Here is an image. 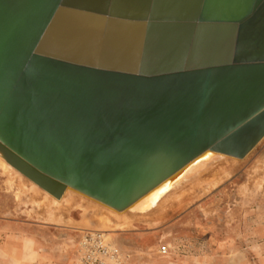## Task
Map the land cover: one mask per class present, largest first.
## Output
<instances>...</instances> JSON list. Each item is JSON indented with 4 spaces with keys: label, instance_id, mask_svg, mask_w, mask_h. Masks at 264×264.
<instances>
[{
    "label": "water",
    "instance_id": "95a60500",
    "mask_svg": "<svg viewBox=\"0 0 264 264\" xmlns=\"http://www.w3.org/2000/svg\"><path fill=\"white\" fill-rule=\"evenodd\" d=\"M264 139V0H0V154L124 211Z\"/></svg>",
    "mask_w": 264,
    "mask_h": 264
},
{
    "label": "rangeland",
    "instance_id": "374dc122",
    "mask_svg": "<svg viewBox=\"0 0 264 264\" xmlns=\"http://www.w3.org/2000/svg\"><path fill=\"white\" fill-rule=\"evenodd\" d=\"M229 169L228 178L204 195L189 197V202L155 208L144 216L128 213L130 227L114 226L106 219L105 207L92 200L87 215L83 208L71 212L74 223L42 221L31 203L18 199V187L0 169V261L79 264L81 237L99 232L130 255L129 264L170 259L214 264L217 258L264 241V139L246 158L234 159ZM155 220L157 225L150 223Z\"/></svg>",
    "mask_w": 264,
    "mask_h": 264
},
{
    "label": "bare ground",
    "instance_id": "6f19581e",
    "mask_svg": "<svg viewBox=\"0 0 264 264\" xmlns=\"http://www.w3.org/2000/svg\"><path fill=\"white\" fill-rule=\"evenodd\" d=\"M234 159L236 158L227 159V157L207 151L203 156L187 166L182 172L161 183L124 211H117L70 187L66 189L60 198L55 197L18 171L4 159L1 154L0 169L5 176H7L8 180L18 187V199H22L25 204L31 203L37 217L42 221L52 224H66V221L74 223L75 220L72 218L71 212L74 209L83 208L86 213L87 209H89L87 206H90L88 202L92 200L103 205V208L105 207L104 209L106 212L104 214L106 215V219L114 226L130 227L132 219L127 216L128 213L144 216L145 213H149L155 208L161 209L176 204L179 205L185 201L189 202V200L193 198V195H204L211 191L220 182L230 176L231 171L229 167ZM217 171L219 174L215 176L214 172ZM252 172L256 173V171ZM169 209H171V207L167 208L166 211L169 212ZM87 214L88 212L85 215ZM165 216L166 213L162 215L161 218ZM70 223H68V225H70ZM150 223H155L157 225L159 222L155 220Z\"/></svg>",
    "mask_w": 264,
    "mask_h": 264
},
{
    "label": "built area",
    "instance_id": "2783aa9c",
    "mask_svg": "<svg viewBox=\"0 0 264 264\" xmlns=\"http://www.w3.org/2000/svg\"><path fill=\"white\" fill-rule=\"evenodd\" d=\"M99 232H86L79 242V264H129L130 255L122 254ZM166 254L167 248L162 247Z\"/></svg>",
    "mask_w": 264,
    "mask_h": 264
},
{
    "label": "crops",
    "instance_id": "0c3cea01",
    "mask_svg": "<svg viewBox=\"0 0 264 264\" xmlns=\"http://www.w3.org/2000/svg\"><path fill=\"white\" fill-rule=\"evenodd\" d=\"M0 264H8L4 261H0ZM11 264V262H9ZM140 264H192L190 261L180 260H154L146 261ZM214 264H264V241L252 242L248 244L246 248L235 250L231 254L225 255V257L217 258Z\"/></svg>",
    "mask_w": 264,
    "mask_h": 264
}]
</instances>
